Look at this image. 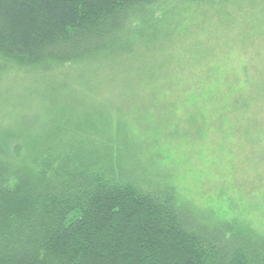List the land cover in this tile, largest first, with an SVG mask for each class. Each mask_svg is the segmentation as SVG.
I'll list each match as a JSON object with an SVG mask.
<instances>
[{"label": "rangeland", "instance_id": "1", "mask_svg": "<svg viewBox=\"0 0 264 264\" xmlns=\"http://www.w3.org/2000/svg\"><path fill=\"white\" fill-rule=\"evenodd\" d=\"M152 14L156 30L134 23L113 57L0 69V128L85 116L141 185L264 237V0H165Z\"/></svg>", "mask_w": 264, "mask_h": 264}, {"label": "trees", "instance_id": "2", "mask_svg": "<svg viewBox=\"0 0 264 264\" xmlns=\"http://www.w3.org/2000/svg\"><path fill=\"white\" fill-rule=\"evenodd\" d=\"M162 2L0 0V69L113 57L134 23L140 37L156 30ZM84 118L49 120L42 134L0 128V264H264L263 236L207 221L168 186L141 185Z\"/></svg>", "mask_w": 264, "mask_h": 264}]
</instances>
